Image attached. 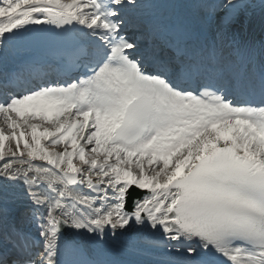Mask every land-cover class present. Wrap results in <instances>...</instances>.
Returning <instances> with one entry per match:
<instances>
[{
	"label": "snow or ice",
	"instance_id": "6c2138e0",
	"mask_svg": "<svg viewBox=\"0 0 264 264\" xmlns=\"http://www.w3.org/2000/svg\"><path fill=\"white\" fill-rule=\"evenodd\" d=\"M116 251L264 264V0H0V264Z\"/></svg>",
	"mask_w": 264,
	"mask_h": 264
},
{
	"label": "bare ground",
	"instance_id": "6f19581e",
	"mask_svg": "<svg viewBox=\"0 0 264 264\" xmlns=\"http://www.w3.org/2000/svg\"><path fill=\"white\" fill-rule=\"evenodd\" d=\"M256 36H260L259 31L257 30L256 32ZM257 38V37H256ZM20 57V56H19ZM17 57L14 60H11L8 65H12L15 64L17 62H19L20 58ZM8 67H12V66H8ZM114 253H118L120 255L124 254L127 256H130V258H141L143 259L145 262H148L149 264H154L155 259L157 258V255L155 253H136V252H125V251H116Z\"/></svg>",
	"mask_w": 264,
	"mask_h": 264
},
{
	"label": "rangeland",
	"instance_id": "374dc122",
	"mask_svg": "<svg viewBox=\"0 0 264 264\" xmlns=\"http://www.w3.org/2000/svg\"><path fill=\"white\" fill-rule=\"evenodd\" d=\"M260 38V36L259 37H257V39H259Z\"/></svg>",
	"mask_w": 264,
	"mask_h": 264
}]
</instances>
